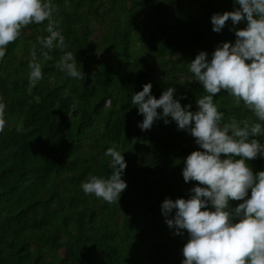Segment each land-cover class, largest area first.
<instances>
[{
    "label": "trees",
    "instance_id": "1",
    "mask_svg": "<svg viewBox=\"0 0 264 264\" xmlns=\"http://www.w3.org/2000/svg\"><path fill=\"white\" fill-rule=\"evenodd\" d=\"M54 3L67 48L41 45L46 20L25 27L0 61V95L7 102L0 132V264H181L187 234H174L161 203L188 197L199 183L185 182L182 168L200 146L174 120L157 119L141 130L143 115L131 97L149 81L157 98L175 85L182 104L195 110L203 87L188 62L201 50L210 57L219 42H234L231 18L220 32L210 19L232 10L233 0ZM64 51L76 55L83 78L57 67ZM34 58L43 69L35 85L29 79ZM216 95L225 121L257 119L226 90ZM113 144L127 161V188L109 203L85 194L81 184L89 173H111L104 153ZM248 163L264 169V157Z\"/></svg>",
    "mask_w": 264,
    "mask_h": 264
},
{
    "label": "clouds",
    "instance_id": "2",
    "mask_svg": "<svg viewBox=\"0 0 264 264\" xmlns=\"http://www.w3.org/2000/svg\"><path fill=\"white\" fill-rule=\"evenodd\" d=\"M57 10L54 0H0V61L25 27L46 20L47 35L39 38L41 45L67 48L60 21L53 19ZM230 18L234 42H219L210 57L207 50H201L188 62L194 80L203 87L195 110L191 102L182 104L183 95H177L175 85L157 98L149 81L131 97L143 115L138 122L141 130L150 129L157 119L166 124L174 120L178 130H186L200 146L184 158L182 168L185 182L199 183L189 189L188 197L169 196L161 203L174 234H187L181 264H264V169L254 171L248 163L264 157V0H233L232 10L211 15L213 30L222 31ZM44 56L48 57L47 51ZM78 65L72 51H64L57 61L67 76L83 78ZM29 69L35 85L43 78L42 64L34 58ZM222 90L257 119L250 122L233 116L225 121L216 102ZM6 109L7 102L0 95V132L7 124ZM123 153L115 144L106 149L112 171L107 176L89 173L81 184L85 194L109 203L120 200L127 188ZM233 200L241 202L233 205Z\"/></svg>",
    "mask_w": 264,
    "mask_h": 264
}]
</instances>
